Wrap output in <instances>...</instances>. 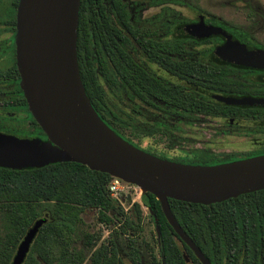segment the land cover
I'll return each mask as SVG.
<instances>
[{
    "label": "trees",
    "instance_id": "1",
    "mask_svg": "<svg viewBox=\"0 0 264 264\" xmlns=\"http://www.w3.org/2000/svg\"><path fill=\"white\" fill-rule=\"evenodd\" d=\"M18 1L13 0L12 4L13 13L9 17L12 26L15 25ZM82 2L80 0L76 45L80 77L86 95L101 120L118 136L138 147L128 136L133 133L130 129L131 119L111 110L106 91L95 71L96 64L93 61L84 62L81 47ZM151 49L155 50L153 46ZM113 66L121 80L131 88L136 89V83L142 86L150 84L157 99L179 103L175 101L174 92L166 91L163 94L161 86L152 85L154 79L137 65L134 66L138 77L133 80L130 79L129 62ZM166 66L173 67L169 61ZM102 67L105 81L114 87L116 80L109 69L112 66L103 64ZM187 68L183 63V72ZM196 72L200 83H216L220 79L202 64L197 65ZM22 101L28 113V118L22 120L23 126L28 128V132L45 138L29 112L24 96ZM197 101V108L203 113H210L211 110L206 109L200 99ZM160 126L161 122L156 120L148 133L153 134ZM175 159L176 162L191 165L222 162L211 154L204 158L193 156ZM113 179L107 173L91 170L76 162H50L28 168L0 167V218L3 227L0 236V264L11 263L27 229L42 217H47V222L39 229L23 264H125L119 251L120 246L124 248L131 264H142L143 260L147 264H187L176 242L178 236L168 224L159 200L149 192L141 194L140 202L131 203L125 197L129 206L126 211L109 194L108 186ZM168 202L184 232L212 264H223L229 252L234 254L243 248H256L253 238V234L258 232L255 219L260 213L264 217V189L209 205L172 198H168ZM143 207L147 210L154 231L146 230ZM90 210L95 211L96 222L100 225L95 230L84 228L83 215ZM243 233L250 236L243 239ZM183 246L193 264H201L190 249Z\"/></svg>",
    "mask_w": 264,
    "mask_h": 264
},
{
    "label": "water",
    "instance_id": "2",
    "mask_svg": "<svg viewBox=\"0 0 264 264\" xmlns=\"http://www.w3.org/2000/svg\"><path fill=\"white\" fill-rule=\"evenodd\" d=\"M80 0H19L16 11V64L20 87L33 118L46 135L20 138L0 132V167L28 168L50 162H76L153 194L176 235L202 264H211L175 219L168 198L209 205L264 189V155L213 165H191L160 158L112 131L92 107L77 61ZM184 36H221L214 56L264 69V49H247L220 27L196 23L177 29ZM228 103L261 104L224 98ZM33 222L10 264H23L39 229ZM185 261L188 260L184 255Z\"/></svg>",
    "mask_w": 264,
    "mask_h": 264
},
{
    "label": "flooded vegetation",
    "instance_id": "3",
    "mask_svg": "<svg viewBox=\"0 0 264 264\" xmlns=\"http://www.w3.org/2000/svg\"><path fill=\"white\" fill-rule=\"evenodd\" d=\"M152 1L155 0H83L81 8L82 55L85 63L93 61L96 64L95 71L103 89L105 83L109 88L117 91L121 87L127 89L132 108L133 117H129L131 121L136 118L135 114L150 113L154 108L160 114L153 115L152 118L154 123L156 120L161 122V130L167 132L170 125L182 132L184 121L192 125L193 122L203 118L210 121L207 124L211 130L209 143L220 139V141L229 140L230 142L232 140L238 145L228 151H215L210 147L179 149L178 154L172 155L174 158L185 159L193 156L204 158L211 154L220 158L222 161L220 163H226L264 155V103L235 104L224 100V98H231L264 102V69L234 65L217 59L214 51L224 43L221 36L195 38L178 34L177 29L185 24L196 23L202 17L205 24L220 27L247 49L258 47L251 45V48H248L247 42L239 41L230 30L215 24L213 19L220 21L219 19L208 18L203 14H196L192 19H173L176 22L171 23L167 32L166 0H160L153 5L149 4ZM12 4L13 0H10L9 7L4 10L2 18L0 17V127L6 126L7 119H9V121L12 120L10 122L15 125L14 127L20 128L23 126V118H28V113L23 107L22 96L24 95L20 87V74L16 64V12L14 26L9 18L13 13ZM179 5H182L181 2ZM150 8H157V14H149L148 17L153 20V17L158 16L159 19L145 23L142 15L150 11ZM161 17L164 18L161 19ZM152 46L155 50L151 49ZM259 48L264 49V46ZM168 61L173 67L166 66ZM128 62L129 68L131 67L130 79L138 77L134 66L137 65L154 79L152 85L161 86L163 94L166 91L174 92L175 101L179 103L157 99L152 93V88L149 87L150 84L142 86L136 83V89L126 85L113 64H128ZM183 63L189 68L185 72H183ZM103 64L107 67L112 66L109 69L116 80L114 87H110L105 81L102 71ZM198 64L205 65L208 70L217 74L220 77L218 82L204 83L203 81L200 83L196 72ZM198 99L202 101L206 109L211 110L210 113H203L197 108ZM108 103L110 105L109 100ZM110 107L116 113L121 110L118 103L113 102ZM170 120H175L181 125L174 124ZM23 127L25 130L28 129ZM31 134L34 136L28 138L40 137L44 140L47 138L46 135L43 138V136ZM184 138L179 134L173 140L181 141ZM132 143L137 142L132 140ZM121 205L123 206L122 203ZM128 208L124 210L127 211ZM260 214L255 219L258 232L253 234L256 248H243L234 254L229 252L224 257L223 264H264V217L262 213ZM242 236L246 239L250 235L243 233ZM176 242L183 257L187 256L183 246L186 244L179 237ZM190 251L192 252L191 249ZM192 254L194 255L193 252ZM187 258L185 262L193 264L188 256ZM209 261L212 264L210 259ZM142 264L147 263L143 260Z\"/></svg>",
    "mask_w": 264,
    "mask_h": 264
},
{
    "label": "rangeland",
    "instance_id": "4",
    "mask_svg": "<svg viewBox=\"0 0 264 264\" xmlns=\"http://www.w3.org/2000/svg\"><path fill=\"white\" fill-rule=\"evenodd\" d=\"M160 0H155L149 4L153 5ZM181 2V6L179 3ZM10 0H0V17L4 13V10L9 7ZM166 25L167 32L169 31L171 23L176 21L173 19H192L196 14H203L208 18H217L220 21L213 19L215 24L225 27L230 30L239 41L247 42L249 46L254 45L256 47L264 46V0H166ZM151 9V8H150ZM157 14V8H152L150 11L145 12L142 15L144 22L157 21L159 17H153L151 20L148 16L149 14ZM176 13V14H175ZM173 14V16L171 15ZM175 16V17H174ZM164 17H161L163 19ZM143 23V22H142ZM141 23V24H142ZM244 28V29H243ZM104 89L107 93V98L110 102V105L118 103L119 108L121 109L119 114L124 118H129L132 116L131 101L127 89L121 87L119 91L109 88L106 83L103 84ZM154 112V113H152ZM152 112H144L143 114H135L136 118L133 119V122L130 125V129L133 133H129L128 136L133 140L135 145L140 149H143L149 153H152L156 156L163 157L171 161L176 159L172 156L173 154H178L179 149H203L210 147L215 151H228L232 147H237L238 145L228 140L215 139L216 142L209 143V136L211 130L207 126L210 123L209 120L200 118L199 121L193 122L192 125H189L184 121L183 131L180 132L178 129L168 126L167 132L159 129L153 134H149L148 131L151 126L154 124L153 115L158 114L157 110L152 108ZM160 114V113H159ZM133 117V116H132ZM7 119V125L0 127V132L11 133L16 137L28 138L32 137L31 133L29 134L24 127L16 128L15 125ZM172 123L181 125L175 120H170ZM181 134L184 136V140H173L174 137ZM172 136V137H171ZM171 137V139H170ZM211 138V137H210ZM233 142V143H232ZM167 152L162 154L160 152ZM176 156V155H175ZM123 187L124 198L122 203L126 209L128 204H126L125 197L130 198V202H140L142 191L135 185L127 184L121 182ZM144 211V220L146 230L154 231L153 224L148 219V213L146 208L143 207ZM85 221V229L95 230L100 225L96 222V213L95 211H88L83 215ZM3 233L2 220L0 218V236ZM81 246V245H79ZM120 254L124 258L125 264H130V262L125 257L124 248L119 247ZM84 264H87L85 262ZM190 264V263H189Z\"/></svg>",
    "mask_w": 264,
    "mask_h": 264
},
{
    "label": "built area",
    "instance_id": "5",
    "mask_svg": "<svg viewBox=\"0 0 264 264\" xmlns=\"http://www.w3.org/2000/svg\"><path fill=\"white\" fill-rule=\"evenodd\" d=\"M114 178V177H113ZM109 194L111 197L122 203V199L124 198V190L123 187L121 186V180L118 178H114L109 186H108ZM123 204V203H122Z\"/></svg>",
    "mask_w": 264,
    "mask_h": 264
}]
</instances>
